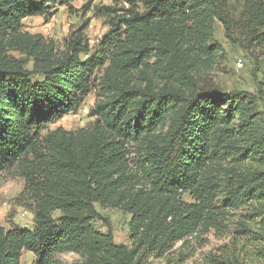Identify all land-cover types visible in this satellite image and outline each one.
<instances>
[{"label": "trees", "instance_id": "1", "mask_svg": "<svg viewBox=\"0 0 264 264\" xmlns=\"http://www.w3.org/2000/svg\"><path fill=\"white\" fill-rule=\"evenodd\" d=\"M73 1L0 0V175L25 182L16 199L35 217L0 224V264L25 249L32 264H69L62 252L82 256L75 264H180L194 252L173 258L176 243L211 232L224 241L205 264H264L263 96L193 76L220 50L216 21L264 48V0H246L239 20L230 0H114L96 9L109 31L94 48L86 23L63 49L24 31L25 18ZM94 89L91 126L45 132ZM98 203L132 215L130 244L97 229L109 225Z\"/></svg>", "mask_w": 264, "mask_h": 264}, {"label": "rangeland", "instance_id": "2", "mask_svg": "<svg viewBox=\"0 0 264 264\" xmlns=\"http://www.w3.org/2000/svg\"><path fill=\"white\" fill-rule=\"evenodd\" d=\"M31 1L36 3L41 0ZM141 1L136 0V4L141 6ZM245 1L230 0L229 7L235 20L241 18ZM87 4L90 9H85ZM113 4L114 0H74L71 8L61 4L50 5L51 16H29L23 21V28L24 31L32 34H42L48 41L63 49L74 31L86 23L85 32L92 48H94L109 31L108 24L104 18L96 14V9ZM124 6L128 7L126 4ZM215 26L213 41L220 44V50L211 61L205 60L193 69V76L197 84L203 87L214 85L225 90H247L257 96H263L259 108L264 110V48L246 47L245 42H242V31H237L235 33L237 39L233 40L227 37L226 28L223 24L216 21ZM17 55L19 56V54ZM240 62H243L242 65H239ZM97 92L98 89H94L86 98L80 107V112L78 109L50 123L45 132L58 126H63L70 131L91 126L94 121L91 110L99 99ZM24 185L25 182L14 174L4 172L0 175V224L5 228L16 226L33 228L35 225L34 213L29 208L20 205L16 199L23 191ZM97 209L109 221L108 225L105 220H98L95 222L97 229L103 232L110 230L117 243L130 244L129 223L132 215L119 208L102 207L99 203ZM60 215V210L53 212V217L58 218ZM206 238L207 241L204 245H200L202 243L195 237L186 245H182L183 242L179 241L174 246L170 256L177 257L181 251L186 254L194 252L191 258L189 257L180 264H205V257L211 251H215L224 241L218 238L214 232H211ZM57 257L69 264H75L82 260V256L72 252L57 253ZM35 258L36 255L32 251L25 249L22 252L20 264H32ZM150 261L152 264H166V257L150 258Z\"/></svg>", "mask_w": 264, "mask_h": 264}, {"label": "built area", "instance_id": "3", "mask_svg": "<svg viewBox=\"0 0 264 264\" xmlns=\"http://www.w3.org/2000/svg\"><path fill=\"white\" fill-rule=\"evenodd\" d=\"M242 63H243V62H240L239 65H242ZM78 111L80 112L81 110L79 109ZM84 111H85V109H84ZM75 115H77V114H75Z\"/></svg>", "mask_w": 264, "mask_h": 264}]
</instances>
